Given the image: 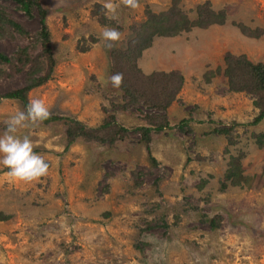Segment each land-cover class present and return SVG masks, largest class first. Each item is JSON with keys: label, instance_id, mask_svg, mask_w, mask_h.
Masks as SVG:
<instances>
[{"label": "rangeland", "instance_id": "1", "mask_svg": "<svg viewBox=\"0 0 264 264\" xmlns=\"http://www.w3.org/2000/svg\"><path fill=\"white\" fill-rule=\"evenodd\" d=\"M206 1L225 13L222 24L154 35L137 56L151 13L176 5L195 20ZM39 2L54 63L38 37L40 12L0 0L27 32L0 24L11 58L0 62V94L41 68L50 77L28 102L42 99L61 119L18 133L49 162L47 175L24 182L0 166V264H264V119L250 124L258 96L231 89L225 73L228 54L264 63V0H139L135 10L121 4L116 20L100 0ZM105 26L121 32L112 48L99 38ZM24 110L3 98L0 133ZM71 120L88 132L111 125L104 140L68 145Z\"/></svg>", "mask_w": 264, "mask_h": 264}, {"label": "trees", "instance_id": "2", "mask_svg": "<svg viewBox=\"0 0 264 264\" xmlns=\"http://www.w3.org/2000/svg\"><path fill=\"white\" fill-rule=\"evenodd\" d=\"M28 16H32L33 11L37 9L41 15V30L38 37L42 40V49L45 56L50 59L51 66L54 63L52 45L50 40L49 28L46 22L47 11L42 7L39 0H14ZM225 13L223 11H216L211 7V3L206 1L198 6L197 17L191 20L185 11L178 6H173L165 13L156 14L151 13L148 22L144 25L143 29L148 33L146 39L141 40L142 36L139 33V43L134 46L137 56L141 54V50L147 48L151 44L154 35L171 36L179 34L182 30L190 29L192 26L207 27L214 23L222 24L225 21ZM4 23L15 28L18 32L26 34L25 29L16 21L10 19L4 12L0 10V24ZM141 40V41H140ZM138 47V48H137ZM136 48L138 50H136ZM138 51V52H137ZM128 56V55H127ZM130 59V58H128ZM124 60V59H123ZM10 56L0 51V62L9 63ZM122 61V60H121ZM226 70L225 73L229 78L230 87L233 90H247L258 96L259 102L255 101L259 107V113L254 120L250 122L251 125H256L264 119V63L252 62L245 54L234 56L228 54L226 57ZM50 66V67H51ZM50 77V72L41 74V68L35 69L30 72L28 83L20 89L0 94V102L3 98H17L22 101L24 107L28 104V91L33 87L43 84ZM179 87V86H178ZM171 97L168 103L171 101ZM61 119L58 115H50L45 122H51ZM70 121V120H69ZM72 123L67 129L68 145L75 141L80 136L86 135L87 137H96L103 139V130L110 129V123L107 121L102 124L98 129L93 132H88L87 127L77 120H71ZM126 131L125 128H122ZM144 136L149 134L151 127H143ZM220 133H226V129H218ZM109 133L105 132V135ZM111 135V134H110ZM148 136V135H147ZM245 181H249L250 177L240 176ZM240 180H237L239 182Z\"/></svg>", "mask_w": 264, "mask_h": 264}, {"label": "clouds", "instance_id": "3", "mask_svg": "<svg viewBox=\"0 0 264 264\" xmlns=\"http://www.w3.org/2000/svg\"><path fill=\"white\" fill-rule=\"evenodd\" d=\"M101 11L106 19L116 20L118 8L124 7L135 10L139 0H100ZM108 48L114 47L121 40V32L114 27L105 26L100 33ZM122 73H114L110 77L114 88L121 86ZM24 111H16L4 121V131L0 133V166L8 170L10 177L24 182L37 180L48 174L49 162L44 156L34 150V145L28 135H19V130L29 124L35 125L50 117V110L40 98H32Z\"/></svg>", "mask_w": 264, "mask_h": 264}]
</instances>
